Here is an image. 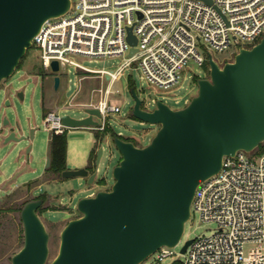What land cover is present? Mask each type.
<instances>
[{
  "label": "water",
  "instance_id": "95a60500",
  "mask_svg": "<svg viewBox=\"0 0 264 264\" xmlns=\"http://www.w3.org/2000/svg\"><path fill=\"white\" fill-rule=\"evenodd\" d=\"M70 6L71 0H0V85L17 69L42 25L65 14ZM128 39L137 43L131 28ZM208 61L210 75L197 79L198 93L185 107L175 109L157 99L155 108L147 109L131 87L132 114L160 125L152 140L139 146L119 133L110 136L121 153L113 169L114 183L109 190L80 198L81 215L62 229L58 253L51 261L50 234L38 214L43 199L26 202L20 214L24 244L11 264H141L162 246L179 243L199 184L220 171L225 156L240 150L252 152L264 142V36L251 48H240L234 60L222 66L211 53ZM51 67L58 89L59 62L53 60ZM17 96L23 99L24 91L19 90ZM4 105H10L8 96ZM87 112L82 118L63 114L62 122L70 128L99 126L94 115L101 117L100 110ZM19 129V123L12 125L6 115H0V149L32 140L37 128L30 127L28 137L19 135ZM31 151L32 145L25 149L26 161ZM103 151L100 145L92 172L88 166L68 167L62 177H82L94 183ZM50 160L48 152L46 167ZM25 169L27 164L18 166L6 180Z\"/></svg>",
  "mask_w": 264,
  "mask_h": 264
},
{
  "label": "built area",
  "instance_id": "2783aa9c",
  "mask_svg": "<svg viewBox=\"0 0 264 264\" xmlns=\"http://www.w3.org/2000/svg\"><path fill=\"white\" fill-rule=\"evenodd\" d=\"M129 28L136 44L128 39ZM263 36L264 0H71L65 14L42 25L31 48L39 51L42 67L53 75V60L59 62L60 76L76 69L79 86L69 104L80 94L82 80L100 79L101 86L83 106L100 110L101 117L94 119L103 121L96 128L105 130L107 118L121 112L110 97L127 68L137 64L152 87L169 90L180 82L189 60L204 66L209 53L216 60L213 50L230 49L228 61H233L240 48H251ZM108 56L124 60L112 69L83 62ZM62 115L58 109L47 112L50 134L71 129ZM193 211L203 221L215 222L217 229L193 238L181 252L180 264H264V152L258 158L244 150L225 156L220 171L197 187ZM174 247L159 248L157 262L175 255Z\"/></svg>",
  "mask_w": 264,
  "mask_h": 264
},
{
  "label": "rangeland",
  "instance_id": "374dc122",
  "mask_svg": "<svg viewBox=\"0 0 264 264\" xmlns=\"http://www.w3.org/2000/svg\"><path fill=\"white\" fill-rule=\"evenodd\" d=\"M199 43V50L206 55L205 48ZM214 57L224 65L231 59L230 49L224 52L213 50ZM235 56L232 55V59ZM122 56L100 57L97 59H85L83 62L94 69H112L122 61ZM224 62V63H223ZM207 62L204 66L189 60L183 71L180 82L172 89H158L152 87L143 77L142 69L136 64L125 71V76L113 86L110 97L112 103L121 106V112L111 114L107 118L105 130L96 127L82 126L71 128L67 131V164L69 168H78L89 165V155L95 146L93 139L97 131L106 134L98 144L103 146L104 151L100 163L97 165V177L95 182L89 184L86 178L67 177L61 175L60 179L46 180L47 156L49 152L50 131L45 126V116L48 110L58 109L61 114H69L76 118L88 115L83 103L89 102L93 97L92 90L101 86L97 77H87L82 80L81 92L78 97L68 103L69 99L78 89V74L71 67L65 74H61V84L58 89L54 87V75L44 69L40 60V53L35 48L27 50L17 69L0 85V115H6L12 125L19 123L20 135H30V127H36L34 138L27 139L17 144H9L0 149V264H11L12 256L21 249L24 244V228L21 219V210L26 202L35 198L36 195H44L45 202L38 210V214L44 221L50 234L51 261L58 253L60 235L64 226L81 213L77 209L80 198L94 195L98 190H109L114 183L113 169L121 160L120 151L112 141L106 139V135L113 132L121 134L125 139L133 141L136 145H147L160 128L159 124H152L135 117L132 114L134 98L130 91L136 88L139 96L144 100L143 106L152 110L155 108L154 99H161L172 108L185 107L193 96L198 93L197 79L209 77L210 68ZM38 68H43L40 73ZM79 75H85L79 71ZM108 81H105L104 85ZM19 90L24 91V98L17 96ZM9 97L10 105L5 106V98ZM50 108L46 109L47 106ZM103 119H99L101 123ZM264 143V142H263ZM32 145L30 160L26 161L25 149ZM261 153L255 149L251 156L258 158ZM27 164V169L13 180L6 183V178L14 175L18 166ZM95 168V161L91 164ZM4 183V185H3ZM217 224L212 221H203L197 211H193L191 217L185 223L184 233L179 243L174 247L175 255L168 257L163 262H157L156 254H152L141 264H176L184 259L181 253L184 244L197 236H208L215 232Z\"/></svg>",
  "mask_w": 264,
  "mask_h": 264
},
{
  "label": "trees",
  "instance_id": "16d2710c",
  "mask_svg": "<svg viewBox=\"0 0 264 264\" xmlns=\"http://www.w3.org/2000/svg\"><path fill=\"white\" fill-rule=\"evenodd\" d=\"M22 61V59H21ZM209 66V65H208ZM38 70L43 72V68H38ZM132 87V86H130ZM106 133L102 131H97L95 138L96 143L95 146L92 148L90 155H89V164L94 163L96 160V153L98 149V144L102 140ZM114 134V133H112ZM49 156H50V165L47 168V172L49 178H55L56 176L60 175L63 170L68 168L67 164V149H68V141H67V132L62 134H50L49 140ZM260 153L264 152V143H260V145L256 148ZM176 264H180L177 262Z\"/></svg>",
  "mask_w": 264,
  "mask_h": 264
},
{
  "label": "flooded vegetation",
  "instance_id": "af4514ba",
  "mask_svg": "<svg viewBox=\"0 0 264 264\" xmlns=\"http://www.w3.org/2000/svg\"><path fill=\"white\" fill-rule=\"evenodd\" d=\"M114 134H115V132H113ZM48 168V167H47ZM46 168V169H47ZM89 169H90V171L92 172L95 168H94V166H92V165H89ZM61 175V174H60ZM62 176V175H61ZM45 177H46V180H56V179H60V178H58L57 176L55 177V178H49V175H48V172L46 171V174H45ZM8 182V180H6V183ZM3 185H4V183H3ZM45 196L44 195H36L35 196V198H33V199H43V203L45 202ZM2 201H4V199L2 198V199H0V202H2ZM40 209V208H39ZM38 209V210H39Z\"/></svg>",
  "mask_w": 264,
  "mask_h": 264
},
{
  "label": "crops",
  "instance_id": "0c3cea01",
  "mask_svg": "<svg viewBox=\"0 0 264 264\" xmlns=\"http://www.w3.org/2000/svg\"><path fill=\"white\" fill-rule=\"evenodd\" d=\"M48 108H50L49 105L46 107V109H48ZM48 111H50V110H48ZM48 111H47V112H48ZM106 139H107V140H110V134H109V135H108V134L106 135ZM93 142L96 143V138L93 139ZM99 144H100V143H99ZM89 165H91V164H89ZM89 165H88V167H89Z\"/></svg>",
  "mask_w": 264,
  "mask_h": 264
}]
</instances>
